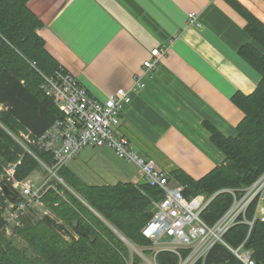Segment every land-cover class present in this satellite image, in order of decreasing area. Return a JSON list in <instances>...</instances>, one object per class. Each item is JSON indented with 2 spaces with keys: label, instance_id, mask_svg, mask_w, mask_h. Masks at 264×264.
<instances>
[{
  "label": "trees",
  "instance_id": "16d2710c",
  "mask_svg": "<svg viewBox=\"0 0 264 264\" xmlns=\"http://www.w3.org/2000/svg\"><path fill=\"white\" fill-rule=\"evenodd\" d=\"M28 1L0 0V186L5 182V168L17 161V180L26 179L34 171L48 177L40 162L15 137L21 139L23 133L34 138L62 116L41 88L43 76L54 75L61 65L38 34L41 22L28 9ZM227 2L245 19V31L251 38L238 54L259 73L260 80L250 94L236 93L232 97L243 112L234 136H225L205 123L211 143L224 155L222 163L198 179L181 169L167 172L170 182L184 186L185 198L196 194L211 198L201 213L207 224L216 222L230 207L234 195L240 197L264 172V22L238 0ZM28 148L49 164V152L32 145ZM56 174L62 181L49 178L51 186L41 196V207L47 213L38 214L37 208L29 207L10 228V235L3 228L5 219L0 208V264H145L115 230L135 248L149 247L151 242L141 229L152 217V201L162 197V190L143 180L88 184L67 165ZM15 200L14 194L0 192V206ZM254 205L255 201L248 206L247 219L252 217ZM223 239L230 246L243 243L255 263L264 264V221L255 220L251 228L239 222ZM187 252L182 250L180 256ZM151 253L150 249L143 251L146 256ZM178 261L171 251L155 254L156 264ZM194 264L242 263L225 245L216 242Z\"/></svg>",
  "mask_w": 264,
  "mask_h": 264
},
{
  "label": "crops",
  "instance_id": "0c3cea01",
  "mask_svg": "<svg viewBox=\"0 0 264 264\" xmlns=\"http://www.w3.org/2000/svg\"><path fill=\"white\" fill-rule=\"evenodd\" d=\"M238 1L264 22V0ZM27 7L49 53L99 100L130 87L150 49L165 46L115 131L165 172L181 169L198 179L222 163L205 123L234 136L243 112L232 97L250 94L260 80L238 54L251 38L227 0H29ZM191 11L201 27L186 23ZM113 155L103 147L92 158L118 181L136 182L137 170L117 169Z\"/></svg>",
  "mask_w": 264,
  "mask_h": 264
},
{
  "label": "built area",
  "instance_id": "2783aa9c",
  "mask_svg": "<svg viewBox=\"0 0 264 264\" xmlns=\"http://www.w3.org/2000/svg\"><path fill=\"white\" fill-rule=\"evenodd\" d=\"M186 23L201 27L197 14L192 11L187 13ZM165 51L166 47L163 45L150 49L149 58L143 61L141 71L133 76L131 86L117 88L104 100L91 96L62 66L54 75L43 76L41 88L46 96L52 98L62 116L34 138L21 133L24 139L18 137L15 139L40 162L48 177L41 182H35L31 178L17 180L14 169L20 161L5 168V182L16 198L14 202L8 201L6 206H0L5 219L3 228L6 235L11 234L10 228L18 224L20 216L29 207L42 206L41 196L51 186L48 184L49 178L62 181L56 174L58 169L67 165L85 146L107 147L118 158L136 165L138 173L136 182L143 180L150 186H157L163 192L160 199L152 201L154 213L141 229L143 236L151 245L145 249H134L145 264H156L155 254L161 250L177 254L178 264H194L200 258H204L206 252L216 242L225 245L242 264H256L250 251L243 247V243L230 246L224 241L223 236L239 222H244L251 228L255 220L264 221V172L240 197L234 195L232 204L216 222L207 224L202 220L201 213L211 198H206L203 194L185 198L184 186L170 182L165 171L157 168L152 160L140 157L130 147L128 138L117 135L115 131L120 124L124 106L131 101L132 92L146 86V78ZM29 145L49 152L52 156L49 164L40 161L28 148ZM0 192L2 193L1 186ZM253 201H255L253 214L247 219L246 211ZM126 243L130 249L133 247L129 242ZM146 249L152 250L148 256L143 254ZM182 250H188L184 257L180 256Z\"/></svg>",
  "mask_w": 264,
  "mask_h": 264
},
{
  "label": "rangeland",
  "instance_id": "374dc122",
  "mask_svg": "<svg viewBox=\"0 0 264 264\" xmlns=\"http://www.w3.org/2000/svg\"><path fill=\"white\" fill-rule=\"evenodd\" d=\"M22 139H24L21 136ZM103 148V147H102ZM106 148V147H105ZM100 148H94L91 146H85L79 154L67 163V166L72 169H77L78 177L88 184H115L118 181V178L109 176L113 172L111 169L106 170L105 167L100 166L93 160V155L96 153V150ZM107 159L109 155L106 156ZM113 164L115 167L123 172H126L128 175L136 172L137 167L133 163L125 162L121 159H118L113 155ZM74 163V165H73ZM70 168V169H71ZM111 172V173H110ZM45 174L42 171H34L28 178H31L35 182H41L45 178ZM55 182L58 181L54 178ZM71 190V189H70ZM35 207V206H31ZM36 208V207H35ZM38 214L44 213L45 210L42 207H37ZM130 242V241H129ZM17 243H20V239H17ZM132 250L138 249L134 247V244L130 242ZM138 254V253H137ZM139 255V254H138ZM145 255V254H144ZM140 256V255H139ZM141 257V256H140ZM142 258V257H141ZM143 260V259H142ZM131 264V262H129Z\"/></svg>",
  "mask_w": 264,
  "mask_h": 264
},
{
  "label": "water",
  "instance_id": "95a60500",
  "mask_svg": "<svg viewBox=\"0 0 264 264\" xmlns=\"http://www.w3.org/2000/svg\"><path fill=\"white\" fill-rule=\"evenodd\" d=\"M1 188H2V191L3 193L6 195V196H11L13 194V191L12 189L6 184V183H2L1 184ZM116 232V230H115ZM117 233V232H116ZM118 234V233H117ZM118 236L122 239V240H126V238L123 236V235H119Z\"/></svg>",
  "mask_w": 264,
  "mask_h": 264
},
{
  "label": "bare ground",
  "instance_id": "6f19581e",
  "mask_svg": "<svg viewBox=\"0 0 264 264\" xmlns=\"http://www.w3.org/2000/svg\"><path fill=\"white\" fill-rule=\"evenodd\" d=\"M2 180V179H1ZM1 183V182H0ZM58 228V227H57ZM116 232L119 234V235H122L120 232H118L117 230H116Z\"/></svg>",
  "mask_w": 264,
  "mask_h": 264
}]
</instances>
